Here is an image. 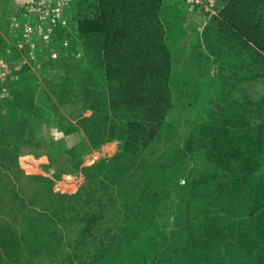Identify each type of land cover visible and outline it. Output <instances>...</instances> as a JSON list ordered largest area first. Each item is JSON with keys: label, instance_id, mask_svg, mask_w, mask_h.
<instances>
[{"label": "rangeland", "instance_id": "1", "mask_svg": "<svg viewBox=\"0 0 264 264\" xmlns=\"http://www.w3.org/2000/svg\"><path fill=\"white\" fill-rule=\"evenodd\" d=\"M53 1L51 8L56 6ZM164 1L169 4L162 20L172 58V108L141 154L147 177L170 174L176 166L173 157L190 133L222 107L230 105L236 115V132L264 123V50L255 53L226 45L229 0H203L204 5ZM95 4L96 0H61L55 26L49 19L41 21L37 5L26 10L16 0H1L0 114H7L12 103L22 107L29 102L35 125L30 124L33 120L22 122L31 130L37 126L40 137L30 142L24 133H0V143L11 142L15 150L11 153L0 145V227L9 231L3 233L7 237L16 227L14 235L21 241L11 255L0 251V264H88L102 238L127 221L137 222L133 213L129 219L128 207L136 213L144 203L134 182L126 181L124 194L113 187L83 188L82 168L114 157L122 147L119 139L91 147L79 124L80 118L91 116L88 96L101 82L100 59L85 49L79 34ZM55 15L52 11L49 18ZM217 26L222 32H215ZM80 156L82 165L77 168L73 164ZM193 163H185L186 174L179 179L168 176L155 214L133 227L136 238L142 236L108 264H156V255L168 252L169 240L180 234L181 213L188 209L192 215L195 207L205 205L202 198L199 203L191 198L185 185ZM214 207L209 203L205 209ZM91 214L98 219L91 232L81 234ZM5 235L0 234V246ZM134 249L136 257L130 262Z\"/></svg>", "mask_w": 264, "mask_h": 264}, {"label": "trees", "instance_id": "2", "mask_svg": "<svg viewBox=\"0 0 264 264\" xmlns=\"http://www.w3.org/2000/svg\"><path fill=\"white\" fill-rule=\"evenodd\" d=\"M168 6L164 0H96L94 12L81 23L79 34L85 49L100 59L101 82L88 96L91 116L80 118L79 124L93 148L114 139L122 142L114 157L82 168L83 188L113 187L124 194L126 181L134 182L144 201L136 213L128 207L129 219L133 213L137 222L128 224L126 220L117 231L102 238L88 264H108L134 240L137 242L142 235L136 238L133 227L152 218L164 197L160 196L168 176L179 179L186 174L185 163L191 160L193 168L190 178H184L185 185L191 190V198L199 203L200 197L205 205L195 207V214H189L188 209L181 213L177 222L180 234L169 240L168 252L156 255V264H264L263 122L236 132V115L230 105L222 107L190 133L185 146L173 157L176 166L170 174H144L148 168L140 161L141 154L155 140L172 108V58L162 20ZM226 11V45L263 51L264 0H229ZM220 27L215 32H222ZM19 106L12 103L7 114H0V133H24L28 141L35 142L40 137L37 126L31 130L22 122L33 120V124L36 117L32 107L29 102ZM92 129L99 132L95 134ZM254 130H258L256 135ZM4 144L2 148L15 151L13 143H0ZM81 159L78 157L73 165L81 167ZM209 203L215 207L206 210ZM97 219L95 214L88 216L81 234L91 232ZM18 230L11 227L7 237L9 231L0 227V234L8 233L0 251L11 255L18 248L21 241L14 235ZM148 237L153 240L154 236ZM129 257L132 262L135 249Z\"/></svg>", "mask_w": 264, "mask_h": 264}, {"label": "built area", "instance_id": "3", "mask_svg": "<svg viewBox=\"0 0 264 264\" xmlns=\"http://www.w3.org/2000/svg\"><path fill=\"white\" fill-rule=\"evenodd\" d=\"M16 1H17L18 5H21L20 7H23L26 10H31L30 9L31 6L37 5L38 10H39V16H40L42 22H47L49 19V21H51L52 25L57 26L59 24V23H57L56 16H58V14L60 13L61 0H56V6L54 8H51V5L54 2L53 0H16ZM189 1L195 5H197V4L204 5L203 0H189ZM52 11L55 12L56 15L53 18H49V15L51 14ZM26 29H27V31L29 30L28 27ZM20 45L23 46V43Z\"/></svg>", "mask_w": 264, "mask_h": 264}, {"label": "crops", "instance_id": "4", "mask_svg": "<svg viewBox=\"0 0 264 264\" xmlns=\"http://www.w3.org/2000/svg\"><path fill=\"white\" fill-rule=\"evenodd\" d=\"M0 4H1V0H0ZM0 14H1V7H0Z\"/></svg>", "mask_w": 264, "mask_h": 264}]
</instances>
